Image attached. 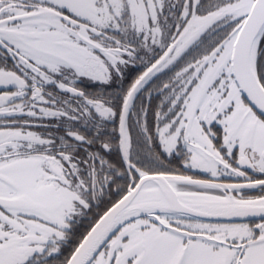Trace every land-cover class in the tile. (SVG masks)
<instances>
[{"label":"snow or ice","instance_id":"6c2138e0","mask_svg":"<svg viewBox=\"0 0 264 264\" xmlns=\"http://www.w3.org/2000/svg\"><path fill=\"white\" fill-rule=\"evenodd\" d=\"M0 264H264V0H0Z\"/></svg>","mask_w":264,"mask_h":264}]
</instances>
